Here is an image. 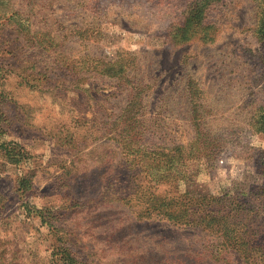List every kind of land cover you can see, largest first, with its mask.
Here are the masks:
<instances>
[{
	"label": "rangeland",
	"instance_id": "obj_1",
	"mask_svg": "<svg viewBox=\"0 0 264 264\" xmlns=\"http://www.w3.org/2000/svg\"><path fill=\"white\" fill-rule=\"evenodd\" d=\"M196 1L0 0V264H56L52 229L76 264H263L258 5L222 0L179 42ZM198 132L212 158L194 160ZM5 141L28 161L7 162ZM180 145L186 182L151 184L153 158ZM182 188L195 200L240 196L230 227L249 245L147 215L144 194Z\"/></svg>",
	"mask_w": 264,
	"mask_h": 264
},
{
	"label": "trees",
	"instance_id": "obj_2",
	"mask_svg": "<svg viewBox=\"0 0 264 264\" xmlns=\"http://www.w3.org/2000/svg\"><path fill=\"white\" fill-rule=\"evenodd\" d=\"M222 0H198L193 3L191 10L185 20V23L178 27L175 37L179 42H188L192 40L199 31L203 28L206 20V14L213 7ZM258 5V19L255 29V37L260 44L264 45V0H255ZM213 39V38H212ZM6 70L0 62V79L4 78ZM6 75V74H5ZM1 81V80H0ZM2 94L0 92V98ZM3 115L0 104V117ZM257 133L264 134V103L259 106L255 115V122L253 123ZM197 130L200 132V124H197ZM1 131V129H0ZM195 141L192 146L191 154L194 160L200 161L202 158H212L215 154L214 147H203L204 143L201 141V136ZM1 137V132H0ZM17 143V142H16ZM6 142L2 144L4 156L7 162L23 163L27 162V154L21 148L19 143ZM186 146H175L172 149L163 148L153 158L154 166L148 171L146 176L151 184H181L186 182L189 172V163L191 159L186 155ZM257 164L264 179V151L257 154ZM31 183V178L24 177L18 182V190L22 191L28 188ZM180 188V186H179ZM165 196H158L154 191L150 190L144 194L146 199L147 215H158L175 222L179 226H196L202 225L208 229L216 230L217 233L225 235L229 240V247L238 248V250L245 249L249 244L244 240V234L240 232V228L230 227L233 220L239 218L238 212L245 207L241 201L240 196L228 193L222 198L213 196V194L206 195L197 200L192 195L185 192L182 188L181 191L176 192L175 196L170 199ZM245 210V209H243ZM243 212V211H242ZM49 216V215H48ZM41 218L46 223L47 215L41 213ZM50 222V220H48ZM53 228V226H52ZM54 234V235H53ZM52 236L56 240L53 244V263L60 264H76V260L70 252L67 242L61 238L60 232L56 229ZM53 240V239H52ZM264 256V253H263ZM264 261V260H263ZM264 264V262H263Z\"/></svg>",
	"mask_w": 264,
	"mask_h": 264
}]
</instances>
